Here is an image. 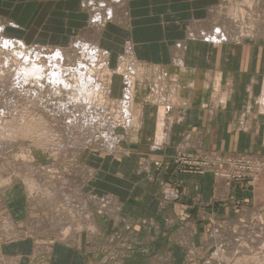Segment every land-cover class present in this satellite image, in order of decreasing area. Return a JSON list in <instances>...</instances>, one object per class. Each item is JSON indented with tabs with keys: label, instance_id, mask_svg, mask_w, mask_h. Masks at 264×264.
<instances>
[{
	"label": "crops",
	"instance_id": "1",
	"mask_svg": "<svg viewBox=\"0 0 264 264\" xmlns=\"http://www.w3.org/2000/svg\"><path fill=\"white\" fill-rule=\"evenodd\" d=\"M84 2L0 0V7L10 12L9 32L18 30L23 41L62 46L83 34L106 51L112 68L128 42L129 63L124 75L112 73L108 91L116 100L124 96L131 76L125 71L134 65L137 123L113 130L116 145L105 156L94 149L82 154L78 167L86 172L76 177L84 191L112 197L117 215L110 220L96 212L93 240L81 231L63 242L4 243L0 264H186V243L210 244L215 231L207 222L263 217L264 174L237 187L210 173L180 174L168 163L195 149L264 155V118L257 115L264 47L257 40L210 44L195 38L192 30L206 26L221 0H108L116 5L107 2L111 20L97 27ZM34 32L39 38L29 39ZM112 234L119 242L108 239ZM116 244L125 250H113L117 256L109 262L104 252Z\"/></svg>",
	"mask_w": 264,
	"mask_h": 264
},
{
	"label": "rangeland",
	"instance_id": "2",
	"mask_svg": "<svg viewBox=\"0 0 264 264\" xmlns=\"http://www.w3.org/2000/svg\"><path fill=\"white\" fill-rule=\"evenodd\" d=\"M84 1H85L84 3H87L85 13L88 17H90L89 22L91 26H93L92 24L94 25L96 24V27L102 26L104 23H106V21L108 22L110 20V19L107 20L108 19L107 14L110 12L108 8L110 6L116 7V5H112L111 3L116 4L117 2V0H109L111 3L108 2V0L107 1L105 0L106 2L103 0H87V1L84 0ZM107 2L108 4L110 3L109 7ZM103 4H105V6L102 7ZM98 5L100 6V8L98 7ZM103 10L106 15L104 14ZM99 13H101L102 15ZM212 13L214 14L213 19L211 17L212 20L211 19L208 20L209 22L207 21L206 26L204 24V27L202 29H205L206 31L208 29V31H210L213 29L214 26L218 27V24L219 25L222 24L219 30L218 28L216 29L214 27L215 29H213V33L214 32L218 33L221 29L222 32L226 33L224 34V36L227 39V41H231L230 39H232L233 37H234L233 38L234 42L243 40L244 42L250 43L254 40H257V41H261L262 42L261 45H263L264 47V0H221V2L217 5V7L213 9ZM9 14H10L9 11H6L4 8L0 7V34H1L0 63L2 65V62H4L2 60H4V58L6 60L7 58L6 62L3 64L6 65L7 63L8 65V66L4 65L2 67L0 66V68L3 67H6L5 69L9 68L8 70L0 69L1 71H5L2 73L0 72L1 73L0 74V111H3L0 112L1 115L0 119L1 118L2 120L6 119L3 120L5 122L2 121L0 124V248L4 243H8L11 241L24 239V238H28L32 240L34 239L37 240L39 243L68 241L71 240V238L75 237L77 234L81 233V231L86 234L89 240H93L94 238L93 233H95V230H93V226H91L92 224L90 222L91 220H93V217L95 216L96 212H98L99 214L104 213V215L116 216L117 214L113 213V211L115 212V210H117L118 205H116L114 199L109 195L97 196L96 194L90 193L89 191H84L82 188L83 185H81V183L78 182V180H76V177L78 178V176H80L79 175L80 173L86 172V167L83 165V168H79L78 165L81 164V159L84 157V156L81 157V155L90 153V151L93 149L94 151H97V153H101L100 154L101 156L103 155L105 156L108 150L112 146L116 145L115 143L117 138L114 141V139L109 136V133H113V130L115 131L116 129H120V128L127 129L130 128L131 126L134 127L137 123L136 121L138 118L137 109H135L134 104L131 105V102L129 103V106H132L130 107V109L135 114L133 117H131L130 119L131 122L126 123V121H120V120L118 122L117 119H114L117 115L118 116L122 115L121 110L118 109L119 107L118 104L121 101H119L118 103L116 99H112V97L110 98L109 97L110 93L107 92L108 83H109L108 81L111 78L112 72L113 74L120 72L121 68L119 69V67H121L122 64H124L125 67V65L129 62L128 60H126L127 62L123 60L125 56L127 59V57H129V55L131 54V52L126 53L128 48L126 45L128 42L127 43L125 42L123 45L124 46V49L122 51L123 56L120 55V60L118 58L119 61L117 60L118 63H116V66L118 65L120 66H118L116 69V66L114 68L109 67L108 54L105 53L104 50L102 51L100 47H97L95 43L92 44V42H94L93 40L92 41L89 40L90 41L89 42L88 41L89 38L88 39L85 38L83 34H81L78 37L77 35H75V37L72 39L71 42H69L67 47H62V46L60 47L59 45L55 46L51 44L42 45L40 43H32V42L27 43L23 41L19 37L20 34L17 33L18 30L14 29V31L9 32V30L7 29V27L11 28L10 27L11 23L8 22V18H11V15ZM96 15L101 17H97ZM106 16L107 19H105ZM96 21L97 23H95ZM228 24L234 27V29L226 27L229 26ZM228 29L231 30L232 32L234 31V33L229 32ZM195 30L193 31V33L194 34L196 33L195 36H198V33L199 32L201 33V29H198L197 31ZM202 31L203 32L201 34L199 33V35L204 34V36L203 37L199 36L198 39L200 40L203 39L204 41L205 39L207 41L206 38L208 37L207 35H209L208 40H210V38L212 37H217L216 40H219V38L223 34L221 31L219 32L220 34L218 33V35H215V33L213 34L212 31L208 34L207 31L206 32L207 35H206L205 31L204 30ZM36 32H34L33 33L34 35L29 39L39 38ZM228 32L234 36H232L231 34H230L231 36H229ZM224 36L222 37L224 38ZM226 36L230 37V39L227 38ZM75 38L77 39L79 38L78 40L81 39L86 40L87 42L86 41L85 42L90 43L89 45L92 46L91 47L92 50L90 49V46H88L82 40H81L82 43L79 41V43H75L76 45L73 44V42H75ZM19 41L22 44H20ZM71 43L74 46L70 45ZM30 44L31 46H29ZM79 44L80 46L84 45L83 48L80 47ZM71 46L74 47L75 49L77 48L78 49L72 50V52L71 50L68 51L67 48L69 49V47ZM35 47L36 48L38 47L37 50H35L36 49ZM42 47L43 48L46 47V48L43 49ZM47 47L48 49L49 47L51 49L48 50ZM53 47L58 51L59 49H63L65 51L64 53H66L67 51L69 53H66L65 57L63 53L62 54L63 55L62 57H64L63 59L61 58L60 55L62 53L61 51L59 52L56 51V53L55 51H53L58 56L55 57L53 56L55 54H53L52 52V49L54 50ZM87 47H89V49H87ZM20 49L22 50L20 51ZM44 51L45 53L50 52L48 54L52 55L54 59H51L52 56L50 58L48 54L44 53ZM41 52H43L42 53L43 57ZM70 53H73L74 56L73 54L71 56ZM37 54L39 55L37 56ZM33 55L35 57H33ZM87 55L88 57H86ZM69 56L73 58L79 56L78 57L79 59L76 58L77 59L76 61L78 60L80 61H78L75 64L74 62H72L71 64L69 60L71 59L73 61L75 58L72 59ZM47 57H49L51 60H54L55 63L54 61L52 62L51 60H49V58ZM25 58H27V60ZM57 58L58 59L60 58L59 61L63 60L64 62L62 61V63L65 64L62 65L60 62V65L58 64L59 65L58 66L56 64ZM28 59L31 60L29 61ZM38 60H40V62L41 61L43 62L42 65L40 62H38ZM20 62L22 63L21 65L22 66L25 65L24 67L26 68H28L31 64L35 67L38 66L44 67L46 65V62H49V64H52V66L48 67L49 64H47L48 66L46 65V67H44L43 69L51 68L50 71H55V72L60 69L59 74L61 75L60 77L57 78L58 79L62 78L61 80L62 81L64 80L63 82L65 83V85L68 83L67 87L68 86L69 87L65 88V85H62L63 82H60L61 80L59 82H57L56 80L57 83L55 82L54 84H52L50 82L49 84L48 78L45 77L41 78V81L39 82H34L37 80L31 79L29 82L27 81L28 84L25 82L26 81L25 79L18 80L19 74L21 75L22 73V71L20 70L24 69V67L19 65ZM28 62H32V63L28 64ZM67 62H70L71 65H69V63L66 64ZM82 62L84 65L82 64ZM34 63L36 65H34ZM78 63L80 66L82 65L81 67L83 68L79 67ZM54 64H56V66H54ZM73 64L75 65V67ZM76 64L79 68L78 72H76L78 69L76 68L77 67ZM88 65L90 66L89 68H87ZM20 66L21 69H18V71H16V67L20 68ZM60 66H63L62 70H64V74L61 73L62 70ZM69 66L72 68L74 67L76 69H73L74 73L73 75H71L73 71L71 72L69 71L70 68H67L68 70L67 71L68 76H67L65 68ZM127 66L129 68V65ZM84 68L87 69L88 71L86 72ZM123 69L124 68H122V70ZM14 72H20V73L19 74L16 73L17 74L16 75L14 74ZM84 72L86 74L89 72L90 76H91V72L93 74V76H91L90 78H88L86 75L84 76V78L86 79V81L84 80V83L92 81L91 84L86 83L88 87L82 86V83L79 81L83 78L81 74L84 75ZM98 72L99 74H97ZM104 72L105 74L107 72L108 74L106 75H109L110 77L106 76ZM109 72L111 73V75ZM77 73H78L77 77L79 78L77 77L72 78L73 76L77 75ZM100 73L101 74L103 73L104 75L101 76ZM22 76L23 74L20 77ZM46 76H49V74H46ZM95 76L96 78H94ZM70 77L71 79L69 80ZM92 77L94 78V80L92 79ZM22 78H24V76ZM87 78L91 81L87 80ZM15 79L16 81L13 83L12 80L14 81ZM95 79H97V81ZM98 80L99 81L101 80V82H99ZM103 80L107 81L108 83L103 82ZM18 81L19 82L23 81V82L17 83ZM76 82L77 84H79L80 82L81 85H76ZM60 83L64 87H62ZM74 83H75L74 85L75 87H72V84ZM54 85L58 86V88H56V86L54 87ZM83 87L84 89L87 90L89 89L95 90L96 91L94 92V95L96 94L95 96H98L97 92L100 91L102 92V90L103 92L106 93V95L104 94L102 95L104 99H101L102 100L101 102L104 104L106 103V100H108L107 102L109 105V110H108L109 114H107V118L108 120L110 119L109 121L113 120L115 123L110 122L111 124H109L106 129L104 128L106 127L105 123L107 125V122L106 121L104 122L106 118H104L103 113L105 114L107 110H104L103 109L104 105H102L101 102H99L100 99H98V97L100 95L96 98L97 100L94 98L88 100L85 97L84 93L81 91ZM263 90H264V86H263ZM57 91H59L60 93ZM55 92H57V95L55 94ZM80 92H81V97H80ZM263 94L264 91L262 95H260L261 98H259L258 100L257 115L258 117L264 118ZM70 95L72 96V98ZM77 96L82 99H79ZM75 97H77L78 99ZM70 98L71 100L75 98L74 100L77 102V105H75L76 107L74 106V103L76 104V102L73 101L74 102L73 103L70 100ZM84 98L89 102L88 104L87 103L85 104L86 101H84ZM130 99H132V95H130ZM60 101L63 104H61ZM66 102H70V103H66ZM78 104L81 106H79ZM58 106L60 108L64 106V108L60 109ZM77 106L81 108L80 109L78 107L79 108L78 111L76 110ZM83 106H85V108ZM68 108H71L69 109L68 112H70L71 110L73 112V109H75L74 110L75 113L70 112L71 113V114L69 113L70 116H67L68 112L65 111L64 113L63 109L68 110ZM50 111L51 113H49ZM76 111L79 114L76 115L77 113ZM6 113L9 115H7ZM99 114H101L102 116H100ZM54 115L56 118L53 117ZM77 116L78 118L76 119ZM83 117L86 118L85 121ZM86 121L88 123H86ZM13 122L16 123V124L14 123V125H16L18 127L17 129L19 130L15 129L16 126L13 125ZM45 122L48 124H46ZM36 123L38 124L40 123L39 124L40 126H38V124L36 125L40 129V131L34 129L36 128V126H34ZM43 123L49 125L46 127L47 130H45L46 129L44 127L45 125L41 126V124L43 125ZM7 124L11 127L7 126ZM17 124H19V126ZM42 127L45 128L44 131ZM11 128L15 131L14 132L10 131ZM103 128L105 130H101ZM32 129L35 130V133H33L34 131ZM36 131L38 132L36 133ZM92 133H94V135ZM91 134L92 136L90 137ZM108 145H110V147ZM112 152H115L114 149ZM201 153H203L204 155H208L211 158L218 156L216 158H218L219 161L216 162L215 160L216 158H214L212 160L213 162L216 163L215 165L214 163L213 164L210 163V165L208 166L210 168L206 169L203 172L201 170L197 171L195 170V168L190 166L191 164L187 160H195L196 158H200ZM242 156L245 159L254 158L252 159L253 161H251L253 163H255L256 159L258 160L256 161L255 164L252 165L250 164L251 167L247 169H242L241 167L239 168L236 165L235 166L231 165V172L229 174H224L221 175L220 177L215 176V173L220 170H222L223 172H229L228 165L225 164L226 159H229L228 160L229 163L232 164L233 161L230 159L240 158ZM172 159L173 160H171V162L168 163L169 167L171 166L173 167L174 165L175 169L180 174L185 173V174L196 175V174L210 173L213 176L219 178L220 180H223L225 183L237 187L241 185L244 186L251 185L258 178L259 175L264 174L263 154L253 155L251 153H246L243 151L234 154L232 153L212 154L202 151L200 149L199 150L195 149V151L193 152L177 153ZM197 160H202V158L196 159L195 162ZM196 165L199 166L201 164H196ZM247 175L249 176L246 177ZM238 176H240V178ZM262 183H263L262 184L263 187L264 182ZM50 186H52V188L55 189L50 188ZM54 190H56L55 193ZM57 192L58 194L55 196ZM64 192L66 196L64 195ZM50 193L53 194L51 195ZM64 198L65 199L68 198V199L65 200ZM23 208H24L23 211L24 214L21 215L18 212L21 211ZM112 216L108 218L111 220ZM62 220L64 222H62ZM216 221H217L216 225L213 222H207L211 226L210 230L215 231L212 234V237L209 241L210 244L204 246L200 244L194 245L192 243H186L185 245L186 264H264V214L263 217L262 215L261 216L257 215L250 219L242 218L239 220L238 223H233V224L229 223L228 221H225L224 219H216ZM186 232H188V230H186ZM115 238L116 236L112 234L108 239L114 241L112 242L114 244L116 242H119V239L118 238L115 239ZM112 245L108 246L104 252V256L108 258L109 262L114 260L113 255L117 256L116 252L114 253L113 250L118 251L119 254L123 253V250H125V247L119 246V244H116V246H112ZM1 261H3V259L0 252V262Z\"/></svg>",
	"mask_w": 264,
	"mask_h": 264
},
{
	"label": "bare ground",
	"instance_id": "3",
	"mask_svg": "<svg viewBox=\"0 0 264 264\" xmlns=\"http://www.w3.org/2000/svg\"><path fill=\"white\" fill-rule=\"evenodd\" d=\"M86 1H87V0H86ZM113 4H114V3H113ZM109 5H110V4H109ZM112 7H113V6H112ZM113 8H114V7H113ZM101 10H102V9H101ZM115 10H117V9H115ZM99 11H100V10H99ZM103 12H104V10H103ZM122 13H124V12H122ZM95 14H97V13H95ZM99 14H101V13H99ZM104 14H105V12H104ZM101 15H102V14H101ZM105 15H106V14H105ZM207 15H208V14H207ZM96 16H97V15H96ZM107 16H108V19H107ZM107 16H106V18H105V17H104V18L107 19V20H109V16H110V14L108 13ZM117 16H118V14H117ZM210 16H213V17H214V14L211 13ZM97 17H101V16H97ZM115 17H116V16H115ZM95 18H96V17H95ZM116 18H117V17H116ZM116 18H112V20H114V19H116ZM119 18H120V17H119ZM119 18H118V19H119ZM206 18H207V17H206ZM93 19H94V18H93ZM100 19H101V18H100ZM208 19H209V18H208ZM210 19H211V17H210ZM212 19H213V18H212ZM212 19H211V20H212ZM224 19H225V17H224ZM227 19H229V18H227ZM110 20H111V19H110ZM98 21H100V20H98ZM236 21H237V20H236ZM91 22H93V21H91ZM208 22H209V21H208ZM210 22H211V21H210ZM234 22H235V21H234ZM95 23H97V21H96ZM194 23H195V22H194ZM197 23H198V22H197ZM204 23H205V22H204ZM98 24H99V23H98ZM206 24H207V23H206ZM3 25H4V24H3ZM92 25H94V24H92ZM198 25H200L199 27H201V23H198ZM198 25H197V26H198ZM211 25H212V24H211ZM211 25H210V26H211ZM221 25H222V24H221ZM221 25L218 24V27H217V26H216V27L214 26V27H215L216 29L218 28V30H219V28H220ZM228 25H229V24H228ZM94 26H96V24H95ZM212 26H213V25H212ZM229 26H231V25H229ZM229 26H226V27L234 29V27H232V26L229 27ZM233 26H234V25H233ZM1 27H2V26H1ZM90 27H91V26H90ZM191 27H192V26H191ZM203 27H204V26L202 25V28H203ZM214 27H213V29H215ZM189 28H190V27H189ZM195 28H198V27H195ZM202 28H199V29H201V33L203 32L202 30L205 31V34H206V35H207V33L209 34L211 31H212V33H213V29L210 30V28H209L210 31H208V29H207V31H208V32H207L205 29H202ZM205 28H206V27H205ZM191 29H192V28H191ZM191 29H190V30H191ZM223 29H224V28H223ZM96 30H97V29H96ZM194 30H195V29H194ZM194 30H192V31H194ZM228 30H229V29H228ZM192 31H190V32H188V33L190 34ZM195 31H197V30H195ZM215 31H216V30H215ZM220 31H221V29H220ZM220 31H219V32H220ZM223 31H224V30H223ZM206 32H207V33H206ZM216 32H217V31H216ZM219 32H218V33H219ZM221 32H222V31H221ZM229 32H232V31L229 30ZM229 32H228V33H229ZM199 33H200V32H199ZM199 33H198V36H195V38H198L199 36H200V37H203V36H204V34L199 35ZM201 33H200V34H201ZM214 33H215V32H214ZM214 33H213V34H214ZM218 33H215V35H218ZM222 33H223V34L221 35V37H220V38L218 37L219 40H216L217 37H212V38H210V40H208L209 35H207V36H208V37H206V38H207V41H206V39H205V42H210V44H222V42H227V39H226L225 36H224V34H226V33H225V32H222ZM228 33H227V34H228ZM232 33H234V31H233ZM192 34H194V33L192 32ZM195 34H196V33H195ZM195 34H194V35H195ZM213 34H211V35H213ZM219 34H220V33H219ZM230 34H231V33H229L228 35L231 36L232 34H231V35H230ZM0 36H1V34H0ZM91 36H92V35H91ZM189 36H190V35H189ZM222 36H224V38H223ZM232 36H234V35H232ZM226 37L230 39V37H228V36H226ZM192 38H193V36H192L190 39H192ZM233 38H234V37H233ZM233 38L230 39V40L233 41ZM1 39H2V38H1ZM7 39H8V38H7ZM76 39H77V38H75V42H73V44H75V43H79V41L81 42V40H82V39H81V40H78V39H79V38H78V39H77V42H76ZM87 39H88V38H87ZM220 39H221L222 41H221ZM8 40H9V39H8ZM12 40H13V39H12ZM89 40L92 41L91 37L88 39V41H89ZM202 40H203V39H202ZM9 41H10V40H9ZM14 41H15V40H14ZM17 41H18V40H17ZM82 41L85 42L86 40L83 39ZM90 41H89V42H90ZM203 41H204V40H203ZM15 42H16V41H15ZM86 42H87V41H86ZM86 42H85V43H86ZM6 43H7V40H6ZM19 43H20V41H19ZM81 43H82V42H81ZM93 43H94V42H92V44H93ZM177 43H178V42H177ZM10 44H11V43H10ZM12 44H13V43H12ZM15 44H16V43H15ZM17 44H18V43H17ZM20 44H22V43H20ZM73 44L71 43L70 45L74 46ZM86 44H87L88 46H90V45H89L90 43H86ZM179 44H180V41H179ZM181 44H182V43H181ZM75 45H76V44H75ZM22 46H23V45H22ZM29 46H31V44H30ZM29 46H28V47H29ZM34 46H35V45H34ZM34 46H33V47H34ZM46 46H47V45H46ZM72 46H71V47H72ZM77 46H78V44H77ZM77 46H76V47H77ZM79 46H80V44H79ZM83 46H84V45H83ZM83 46H80V47L83 48ZM181 46H183V45H181ZM24 47H25V46H24ZM28 47H27V50H28ZM40 47H41V46H40ZM40 47H39V49H40ZM60 47H61V46H60ZM60 47H59V48H60ZM62 47H67V45H62ZM71 47H69V49L67 48V50H68V51L71 50V52H72V50H77V49H78V48L75 49L74 47H72V49H71ZM85 47H86V46H85ZM91 47H92V46H90V49H91ZM35 48H36V47H35ZM37 48H38V47H37ZM37 48H36L35 50H37ZM42 48H43V47H42ZM42 48H41V51H42ZM44 48H46V47H44ZM44 48H43V49H44ZM53 48H54V47H53ZM73 48H74V49H73ZM29 49H30V48H29ZM47 49H48V47H47ZM49 49H51V48L49 47ZM49 49H48V50H49ZM84 49H85V48H84ZM87 49H89V47H87ZM183 49H184V48H183ZM16 50H17V48H16ZM21 50H22V49H20V51H21ZM62 50H63V49H59V51L62 52V53L60 54V55H61V58L64 59L66 53H69V52L67 51L66 53H64L65 51H64V50L62 51ZM65 50H66V49H65ZM91 50H92V49H91ZM181 50H182V49H181ZM24 51H25V49H24ZM30 51H32V50H30ZM38 51H39V50H38ZM45 51H46V50H45ZM45 51H44V53H45ZM53 51H55V53H56V51L59 52V51L56 50L55 48H54V50L52 49V52H53ZM99 51H100V50H99ZM50 52H51V50H50ZM50 52H48V53H50ZM73 52H74V51H73ZM97 52H98V50H97ZM100 52H101V51H100ZM34 53H35V52H34ZM37 53H38V52H37ZM42 53H43V52H41V54H42ZM48 53L46 52L45 54H48ZM55 53L53 52V54H55ZM63 53H64V57H62V56H63V55H62ZM94 53H95V52H94ZM105 53H106V51H105ZM126 53H130V52H126ZM70 54H71V56H72L73 53H70ZM76 54H77V53H76ZM76 54H75V55H76ZM86 54H87V53H86ZM96 54H97V53H96ZM98 54H99V53H98ZM101 54H102V53H101ZM179 54H180V53H179ZM38 55H39V54H37V56H38ZM58 55H59V54H58ZM67 55H68V54H67ZM82 55H83V54H82ZM104 55H106V54H104ZM40 56H41V55H40ZM40 56H39V57H40ZM46 56H47V55H46ZM46 56H45V57H46ZM48 56L51 58L52 55H49V54H48ZM53 56L58 57L57 54H55V55H53ZM53 56H52L51 59H54ZM71 56H69V57H71ZM73 56H74V54H73ZM27 57H28V56H27ZM33 57H35V56L33 55ZM39 57H38V58H39ZM42 57H43V54H42ZM49 57H47V58H49ZM78 57H79V56H78ZM78 57H74L75 59H74L73 57H71L72 59H74L73 61H72L71 59L69 60V61L71 62V64H72V62H74V64H75V63H77L78 61H80V60L76 61V60H77L76 58H78ZM86 57H88V55H87ZM92 57H93V56H92ZM132 57H133V56H132ZM23 58H24V57H23ZM50 58H49V60H51ZM90 58H91V57H90ZM90 58H89V59H90ZM94 58H95V57H94ZM174 58H175V57H174ZM174 58H173V59H174ZM181 58H182V57H181ZM1 59H2V58H1ZM16 59H17V58H16ZM25 59L27 60V58H25ZM66 59H67V58H66ZM78 59H79V58H78ZM91 59H92V58H91ZM179 59H180V58H179ZM6 60H7V58H6ZM6 60H5V58H4V60H2V61H4V62H2V65H1V63H0V66H1V67L5 65V64H3V63H5ZM28 60L30 61L31 59H28ZM42 60H43V59H42ZM44 60H45V59H44ZM49 60H48V61H49ZM59 60H60V58H59V59H58V58L56 59V61H57L56 64H57V65H58V64L60 65V62H61L62 65L65 64V63H62L63 60H62V61H59ZM81 60H82V58H81ZM102 60H103V59H102ZM123 60L126 61V56L124 57ZM177 60H178V59H177ZM180 60H182V59H180ZM19 61H20V60H19ZM51 61L53 62L54 60H51ZM65 61H67V60H65ZM75 61H76V62H75ZM95 61H96V59H95ZM104 61H105V60H104ZM106 61H107V60H106ZM118 61H119V60H118ZM175 61H176V58H175ZM0 62H1V60H0ZM38 62H40V60H38ZM38 62H37V63H38ZM58 62H59V63H58ZM63 62H64V61H63ZM70 62H67L66 64L69 63V65H71ZM87 62H88V61H87ZM126 62H127V61H126ZM126 62H125V63H126ZM15 63H16V62H15ZM29 63H32V62H28V64H29ZM40 63H41V65H42L43 62L41 61ZM54 63H55V61H54ZM80 63H81V62H80ZM92 63H94V62H92ZM128 63H129V62H128ZM128 63H127V64H128ZM138 63H139V62H138ZM21 64H22V63L20 62L19 65H21ZM25 64H26V63H25ZM47 64H49V62H46V65H47ZM56 64H54V66H56ZM74 64H73V65H74ZM82 64H83V62H82ZM85 64H88V63H85ZM144 64H145V62H144ZM6 65H7V63H6ZM6 65H5V66H6ZM31 65H32V64H31ZM31 65H30L29 67L27 66L28 68L24 67L25 65H24V66L21 65L22 67H24V69L20 70V71H22L21 75L23 74L24 78H22L23 76L20 77V76H21V75L19 74L20 72H14V74L17 73V74H19V77L22 78V79H20V78L17 76V77H18V80H24V79H25V80H26L25 82L27 83V81L29 82L31 79H36L37 81H34V82H39V81H41V78L45 77V78H48V80H49V81H48L49 84H50V82H51L52 84H54V83L56 82V80H57V82H59V81L62 79V78H61V79H60V78H59V79L57 78V77H60V75H61V74H59L60 69L57 70L58 72H57V71L55 72V71H50L51 68H45V69H43L44 67H46V65H45L44 67H41V66L35 67V66H33V65L31 66ZM34 65H36V64L34 63ZM43 65H44V64H43ZM59 65H58V66H59ZM83 65H84V64H83ZM122 65H123V66H122ZM122 65H121V67H119V69L121 68L119 73H121V71H122V73H123L122 68H125V67H124V64H122ZM131 65H132V64H130V67H131ZM7 66H8V65H7ZM9 66H10V65H9ZM21 66H20V68H17V67H16V71H18V69H21ZM47 66H48V65H47ZM51 66H52V64H49L48 67H51ZM54 66H53V67H54ZM58 66H57V68H58ZM67 66H68V65H67ZM76 66H77V64H76ZM78 66L81 67L82 65L80 66L79 63H78ZM78 66H77L76 68H78ZM118 66H120V65H118ZM118 66H117V67H118ZM133 66H134V65H133ZM133 66H132V68L129 67V68H130L129 70L126 69L125 72H127V73H125V74H128V71H130V70L132 71V70L134 69ZM60 67H61V70H62V67H63V66H60ZM64 67H65V66H64ZM74 67H75V65H74ZM74 67L72 68V67L69 66V67H66V68H65L66 73H67V76H68V72H67L68 70H67V68H70L69 71L72 72L73 69H76V68H74ZM85 67H86V65H85ZM89 67H90V66L88 65L87 68H89ZM117 67H116V69H117ZM5 68H6V67L0 68V69H3V70H4ZM81 68H83V67H81ZM127 68H128V66H127ZM8 69H9V68H8ZM8 69H5V70H8ZM14 69H15V68H14ZM46 69H49V70H46ZM63 69H64V68H63ZM84 69H85V68H84ZM119 69H118V70H119ZM85 70H86V72L88 71L87 69H85ZM103 70H104V69H103ZM75 71H76V70H75ZM78 71H79V68L77 69L76 72H78ZM81 71H82V69H81ZM83 71H84V70H83ZM90 71H91V69H90ZM131 71H130V75H131V76L128 78L129 81H130V82H128V83H129V86H128V88L126 87V88H127V90H126L127 92L124 93V96H122L121 98L119 97V100H117L118 103H119V101H121V102L118 104V106H119L118 109L121 110V113H122L123 117L125 118L124 121H126V123L131 122V121H130L131 117H133V116L135 115V114L133 113V111L130 109V107H132V106H129V103H130V102H131V105L133 104L132 99H130V95H132V93H133V88H134V86H135V84H136L134 71H132V72H133L132 74H131ZM0 72L2 73V72H5V71H1V70H0ZM92 72H93V71H92ZM92 72H91V76H93ZM116 72H117V71H116ZM1 73H0V74H1ZM61 73L64 74V70H62ZM73 73H74V71L72 72L71 75H73ZM95 73H96V72H95ZM109 73H110V72H109ZM112 73H113V72H112ZM135 73H138V72L135 71ZM151 73H152V70H151ZM151 73H150V74H151ZM17 74H16V75H17ZM46 74H49V76H46ZM75 74H76V73H75ZM80 74H81V73H80ZM80 74H79V76H80ZM97 74H99V72H98ZM104 74H105V72H104ZM104 74H103V73H102V74L100 73L101 76L104 75ZM106 74H108V73L106 72ZM106 74H105V75H106ZM207 74H208V73H207ZM16 75H14V76H16ZM44 75H45V76H44ZM71 75H70V76H71ZM85 75H86L88 78L91 77L90 74H89V72H88L87 74L84 72V75L81 74V76H83V78L81 79V77H80L81 80H79V81L82 83V86H86V87H88V85H87L86 83L91 84L92 81L89 80V79L87 78V80H89V81H91V82H85V83H84V80L86 81V79L84 78ZM110 75H111V73H110ZM116 75H117V74H116ZM123 75H124V73H123ZM128 75H129V74H128ZM62 76H65V75H62ZM62 76H61V77H62ZM77 76H78V73H77V75L73 76L72 78H76ZM106 76H109V75H106ZM137 76H138V75H137ZM12 77H13V76H12ZM17 77H16V78H17ZM31 77H32V78H31ZM109 77H110V76H109ZM127 77H128V76H125L123 79H125V78H127ZM64 78H65V77H64ZM77 78H79V77H77ZM94 78H96V76H95ZM94 78L92 77L93 80H94ZM70 79H71V77L69 78V80H70ZM108 79H109V78H108ZM128 79H125L126 82H127ZM69 80H68V81H69ZM95 80L97 81V79H95ZM15 81H16V79H15L14 81L12 80L13 83H14ZM63 81H64V80H63ZM63 81L61 80L60 82H63ZM74 81H75V80H74ZM76 81H78V80H76ZM98 81H99V80H98ZM109 81H110V80H109ZM109 81H108V82H109ZM20 82L22 83L23 81H20ZM20 82L18 81L17 83H20ZM57 82H56V83H57ZM70 82H71V81H70ZM80 82H79V84H77V82H76V85H81ZM99 82H101V80H100ZM103 82H107V81L103 80ZM108 82H107V83H108ZM126 82H125V83H126ZM63 83H64V82H63ZM63 83H62V85H65V83H64V84H63ZM66 83H67V82H66ZM27 84H28V83H27ZM42 84H43V83H42ZM103 84H104V83H103ZM108 84H109V83H108ZM139 84H140V83H139ZM60 85H61V83H60ZM62 85H61V86H62ZM67 85H68V83L65 85V88H68V87H69V86L67 87ZM69 85H70V84H69ZM74 85H75V83L72 84V87H75ZM127 85H128V84H127ZM156 85H157V83H156ZM9 86H10V85H9ZM23 86H24V85H23ZM55 86H56V85H54V87H55ZM91 86H92V85H91ZM193 86H194V85H193ZM263 86H264V84H263ZM62 87H64V86H62ZM56 88H58V86H56ZM59 88H60V86H59ZM65 88H64V89H65ZM92 88H93V87H92ZM94 88H95V87H94ZM54 89H55V88H54ZM61 89H63V88H61ZM80 89H81V88H80ZM123 89H124V88H123ZM55 90H56V89H55ZM58 90H60V89H58ZM75 90H76V88H75ZM81 91L84 93L85 97H86L88 100H89V99H93V98L96 99V98L100 95V96L98 97V99H100L99 102L102 101L101 99H104L102 95H103V94L106 95V93L103 92V90H102L103 93H102L101 91H100V92H97V95H98V96H95L96 94L94 95V92H96V91H95V90H92V89L87 90V89H84V87H83V89H82ZM92 91H93V92H92ZM105 91H106V90H105ZM110 91H111V90H110ZM263 91H264V90H263ZM57 92H59V91H57ZM57 92H55L56 95H57ZM61 92H62V91H61ZM107 92H109V91H107ZM59 93H60V92H59ZM77 94H78V93H77ZM65 95H66V94H65ZM84 95H83V96H84ZM110 95H111V94H109V97L111 98ZM263 95H264V94H263ZM53 96H54V95H53ZM68 96H69V95H68ZM70 96H71V95H70ZM73 96H74V95H73ZM77 97H78V96H77ZM77 97H75V98H77ZM80 97H81V92H80ZM101 97H102V98H101ZM132 97H133V96H132ZM71 98H72V96H71ZM71 98H70V100H71ZM75 98H74V99H75ZM78 98H79V97H78ZM78 98H77V99H78ZM74 99L71 100V101H72V102L75 101ZM79 99H82V98H79ZM106 99H107V98H106ZM112 99H113V98H112ZM263 99H264V98H263ZM263 99H262V100H263ZM96 100H97V99H96ZM68 101H69V100H68ZM84 101H86L85 104H86V103H87V104L89 103L85 98H84ZM107 101H108V100H106V103H104V104L101 102V104L104 105V107L102 106L103 109H104V110H107V112L105 111V112H106L105 114L103 113L104 118H106V120H104V122H105V121L107 122V125H106V123H105V126H106V127H104L105 129L107 128V126H108L109 124H111L110 122L115 123L113 120H112V121H109L110 119L108 120V118H107V114H109V112H108V110H109V105H108V102H107ZM260 101H261V100H260ZM75 102H76V101H75ZM60 103H61V101H60ZM64 103H65V102H64ZM66 103H70V102H66ZM73 103H74V102H73ZM83 103H84V102H83ZM92 103H93V102H92ZM95 103H96V102H95ZM95 103H94V104H95ZM57 104H58V102H57ZM61 104H63V103H61ZM105 104H106V106H105ZM75 105H77V102H76V104L74 103V106H75ZM78 105H79V104H78ZM99 105H100V104H99ZM79 106H81V105H79ZM79 106H77V108H76L77 111H78V109L80 108ZM58 107H59V106H58ZM70 107H73V106H70ZM75 107H76V106H75ZM78 107H79V108H78ZM83 107L85 108V106H83ZM83 107H82V109H83ZM102 107H99V108H102ZM59 108H60V107H59ZM61 108H64V106H62ZM61 108H60V109H61ZM86 108H87V107H86ZM89 108H90V107H89ZM94 108H95V106H94ZM99 108H98V110H99ZM56 109H58V108H56ZM69 109H71V108H68V110H66V109L64 110V109H63L64 113H65V111L68 112ZM80 109H81V108H80ZM87 109H88V108H87ZM135 109H136V108H135ZM74 110H75V109H73V112L75 113ZM104 110H103V111H104ZM122 110H123V111H122ZM60 111H62V110H60ZM77 111H76V112H77ZM81 111H82V110H81ZM88 111H89V110H88ZM92 111H93V110H92ZM0 112H3V111H0ZM58 112H59V111H58ZM70 112H72V110H71ZM70 112H68V115H67V116H70V115H69ZM73 112H72V113H73ZM101 112H102V110H101ZM134 112H135V111H134ZM49 113H51V111H50ZM60 113H61V112H60ZM90 113H91V112H90ZM2 114H3V113H2ZM6 114H7V113H6ZM10 114H11V112H10ZM16 114H17V113H16ZM70 114H71V113H70ZM77 114H79V113L77 112L76 115H77ZM92 114H94V113H92ZM7 115H9V114H7ZM56 115H58V114H56ZM65 115H66V114H65ZM74 115H75V114H74ZM76 115H75V116H76ZM80 115H81V114H80ZM99 115L102 116L101 114H99ZM122 115H119V116L117 115L114 119H117V121L119 122V120H120V118H121ZM0 116H1V115H0ZM43 116H44V114H43ZM78 116H79V115H78ZM78 116L76 117V119L78 118ZM108 116H109V115H108ZM140 116H141V115H140ZM2 117H3V116H2ZM4 117H5V116H4ZM53 117H55V115H54ZM81 117H82V116H81ZM41 118H42V117H41ZM44 118H45V117H44ZM55 118H56V117H55ZM61 118H62V117H61ZM68 118H70V117H68ZM104 118H103V119H104ZM15 119H17V118H15ZM74 119H75V118H74ZM83 119H84V121H85L86 118L83 117ZM87 119H88V118H87ZM90 119H91V118H90ZM0 120H1V121H0V124H1V122H2L3 120H6V119H3V120H2V118H1ZM78 120H79V119H78ZM81 120H82V119H81ZM36 121H38V120H36ZM36 121H35V122H36ZM82 121H83V120H82ZM84 121H83V122H84ZM164 121H165V120H164ZM3 122H5V121H3ZM15 122H16V120H15ZM15 122H13V125H14ZM35 122H34V123H35ZM92 122H93V121H92ZM167 122H168V121H167ZM45 123H46V122H45ZM45 123H43V125L41 124V126H44V125H45L44 127L46 128V127L49 126V125H46V124H48V123H46V124H45ZM86 123H88V122L86 121ZM124 123H125V122H124ZM139 123H140V122H139ZM174 123H175V122H174ZM8 124H9V122H8ZM8 124H7V126H9ZM10 124H11V123H10ZM15 124H16V123H15ZM37 124H38V123H36L34 126H36ZM39 124H40V123H39ZM39 124H38V126H40ZM119 124H120V123H119ZM11 125H12V124H11ZM17 125L19 126V124H17ZM129 125H130V124H129ZM167 125H168V123H167ZM14 126H16V125H14ZM14 126H13V129H14ZM98 126H100V125H98ZM114 126H116V125H114ZM9 127H11V126H9ZM85 127H86V125H85ZM129 127H130V126H129ZM161 127H162V126H161ZM2 128H3V127H2ZM17 128H18V127L16 126L15 129H17ZM31 128H32V126H31ZM33 128H34V127H33ZM37 128H38V127L36 126V128H34V129L40 131V129H39V128L37 129ZM42 128H43V127H42ZM42 128H41V129H42ZM45 128H43V131H44ZM92 128H93V127H92ZM104 128L101 129V130H105ZM135 128H136V127H135ZM11 129H12V128H11ZM11 129H10V131H12V132L15 131V130H13V129L11 130ZM17 130H19V129H17ZM17 130H16V131H17ZM32 130H33V129H32ZM35 130H33V131H34L33 133H35ZM45 130H47V128H46ZM81 130H82V129H81ZM128 130H129V129H128ZM23 131H24V130H23ZM26 131H27V130H26ZM41 131H42V130H41ZM12 132H11V133H12ZM37 132H38V131H36V133H37ZM109 132H110V131H109ZM44 133H45V132H44ZM94 133H95V132H94ZM94 133H92V134L94 135ZM92 134L90 135V137L92 136ZM112 134H113V135H112ZM54 135H55V134H54ZM106 135H107V134H106ZM109 136H110L111 138H114V137H115V136H114V132H113V133H109ZM85 137H86V136H85ZM117 137H118V136H117ZM120 139H121V138H120ZM109 140H110V139H109ZM116 140H117V139H116ZM92 142H93V140H92ZM105 144H107V143H105ZM117 144H118V143H117ZM87 146H88V144H87ZM105 146H106V145H105ZM108 146L110 147V145H108ZM106 147H107V146H106ZM66 150H67V149H66ZM110 151H111V150H110ZM110 151H108V152H110ZM114 151H115V150H114ZM108 152H107V153H108ZM104 154H105V153H104ZM114 154H115V153H114ZM81 170H82V169H81ZM79 175H80V174H79ZM43 176H44V175H43ZM63 185H64V183H63ZM65 185H66V184H65ZM50 188H52V186H50ZM52 189H55V188H52ZM62 189H63V187H62ZM77 189H78V187H77ZM56 190H57V189H56ZM56 190H54V193L56 192ZM50 191H51V190H50ZM75 191H77V190H75ZM60 193H61V191H60ZM50 194L52 195L53 193H50ZM57 194H58V192L55 194V196H56ZM62 194H63V193H62ZM64 195H65V192H64ZM53 196H54V195H53ZM60 196H61V195H60ZM60 196H59V197H60ZM65 196H66V195H65ZM65 196H63V197H65ZM64 199H65V198H64ZM67 199H68V198H67ZM67 199H65V200H67ZM82 206H84V205H82ZM66 211H68V210H66ZM73 211H75V210H73ZM83 211H84V209H83ZM82 214H83V213H82ZM70 218H71V217H70ZM72 218H73V217H72ZM74 219H75V218H74ZM62 222H64V221L62 220ZM90 223H91V222H90Z\"/></svg>",
	"mask_w": 264,
	"mask_h": 264
},
{
	"label": "built area",
	"instance_id": "4",
	"mask_svg": "<svg viewBox=\"0 0 264 264\" xmlns=\"http://www.w3.org/2000/svg\"><path fill=\"white\" fill-rule=\"evenodd\" d=\"M125 120V118L123 117V115L121 116V118H120V121H124ZM188 157H190V156H188ZM216 157H218V156H215L214 158H216ZM202 158V160H197L196 162H195V160L196 159H201ZM214 158H211V157H209L208 155H204L203 153H201V157L200 158H196L195 160H187L190 164V166H192L193 168H195V170H197V171H205L206 169H208V168H210V167H208L209 165H210V163H214V165L216 164L215 162H213V160L212 159H214ZM252 159H254V158H248V159H245V158H243V156L242 157H240V158H235V159H230V160H232L233 162H232V164H230L229 163V159H226V162H225V164H227L228 165V170H229V172H223L222 170H220V171H215L214 173H215V176H217V177H220L221 175H224V174H229L230 172H231V165L232 166H238L239 168L241 167L242 169H247V168H250L251 166H250V164L252 165V164H255L256 163V161L258 160V159H256V161H255V163H253V162H251V161H253ZM216 160V162H218L219 161V159L218 158H216L215 159ZM185 162V161H184ZM201 164V165H196V164ZM219 164V163H218ZM249 175H252V174H249ZM249 175H247L246 177H248ZM239 178H240V176H238Z\"/></svg>",
	"mask_w": 264,
	"mask_h": 264
}]
</instances>
